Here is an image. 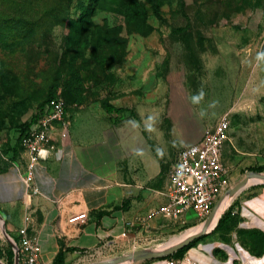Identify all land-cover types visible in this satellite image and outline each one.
I'll list each match as a JSON object with an SVG mask.
<instances>
[{"label": "rangeland", "instance_id": "obj_1", "mask_svg": "<svg viewBox=\"0 0 264 264\" xmlns=\"http://www.w3.org/2000/svg\"><path fill=\"white\" fill-rule=\"evenodd\" d=\"M58 1L0 0V198L8 195L0 199V216L5 223L14 217L39 216L21 201L14 164L22 151L16 143L21 125L36 112L53 83L59 86L56 93L68 114L79 106L96 111L115 100L128 107L112 121L124 131L130 155L136 152L130 158L142 161L129 167L125 176L129 186L123 192L115 188L111 206L123 201L133 222L160 205L156 191L164 186L177 150L184 145L176 135L186 130L171 122V111L179 115L187 110L190 124H196L200 109H206L201 132L229 112L230 142L224 146L227 192L244 179L245 170L264 174V0H137L145 6L151 26L144 34L128 25L127 0H102L101 7L86 15L89 0H64L52 11ZM180 27L185 31L173 32ZM68 38L75 42L68 43ZM71 66L77 75L72 85ZM68 89L75 93L66 101ZM239 93L244 96L242 106L232 111ZM195 130L192 126L193 138ZM60 132L50 146L55 154L68 143V124L64 139ZM149 159L156 160L160 176L145 171ZM123 162L122 158L120 165ZM253 166H262L261 171ZM242 197H234L229 207L238 206ZM194 217L193 212L186 216L187 225L197 222ZM244 219L243 226H254L253 220ZM190 229L183 227L170 236L156 230L137 238L135 245L161 246ZM128 230L124 246L132 249L138 227ZM0 237L5 244L1 228ZM258 245L264 248L261 242ZM217 246L228 250L220 244L213 247ZM232 258L243 264L239 254ZM252 258L261 259L254 254Z\"/></svg>", "mask_w": 264, "mask_h": 264}, {"label": "crops", "instance_id": "obj_2", "mask_svg": "<svg viewBox=\"0 0 264 264\" xmlns=\"http://www.w3.org/2000/svg\"><path fill=\"white\" fill-rule=\"evenodd\" d=\"M248 93H250V90ZM243 97L240 93L236 96L238 99L232 111L241 108ZM107 103L115 108L124 109V112L107 114L102 107L94 111V107L86 106L73 108L71 114H68L65 110L69 140H67L66 145L64 143L62 146H66L67 150L64 149L63 152L59 149L58 154L48 150L47 159L41 162L43 167L39 178L42 185L41 194L29 199L21 195L22 203L32 209V213L39 212V216L14 217L8 224L4 222L7 234L13 239H17L19 228L27 227L29 235L38 238L42 247L41 257L46 264H52L59 252H63L62 264H166L170 259L177 260L173 256L176 252L161 258L139 261L121 260V258L135 252L164 251L171 247L158 250L155 248L160 243L153 244L152 247L149 246L150 248H139L135 245L137 238H142V236L147 238L153 231H160V236H170L183 227L190 229L201 224L196 225L199 220L194 217L197 222L187 225L185 218L190 212H187L178 220L156 217L145 221L146 216L151 211L165 202V193L168 186L167 175L164 186L161 185L160 190L156 191L160 196V205L153 207L145 216L137 217L136 222L131 221L129 211L123 210V201L115 208L111 206L114 198L113 191L116 192L117 190L115 188L119 187L120 192H123L122 188L129 186L125 183V176L136 161L140 162L142 160L139 157H137L139 158L137 160L130 158L136 152L130 155L132 148H129L130 144L129 146L124 144V131L115 125V120L112 121V118L127 112L128 107L116 100L107 101ZM182 113H179V116L176 111H171L169 117L177 127H184L186 130L183 135H176V140H182L184 145L177 150L175 160L180 149L201 141L204 130L214 127L217 123L201 132L199 128L206 115V109H200L196 124H190L187 110H182ZM224 114L229 115V112ZM192 126L197 129L195 130V138L191 134ZM227 142H230V138ZM223 149L222 162L224 164L225 147ZM21 151L19 161L14 164L17 177L25 175L27 170L28 156L23 150ZM122 158L124 162L120 165ZM155 162L154 159L152 162L149 159L148 163L144 161V164L147 163L149 166V169L145 171L153 176H160L159 165L155 167ZM261 167L253 166L252 168L260 169ZM246 172L248 170H245ZM18 182H20V192L23 193L22 183L21 181ZM3 188L8 189L9 187L4 184ZM124 190L126 191V189ZM7 196L4 193L0 199ZM236 196H243L238 206L232 209V213L237 214L239 217L237 224L233 228L225 227L222 231L212 233L216 224L211 231L205 234L204 240L202 239L203 241L201 240L194 247L187 250L182 258L188 256L196 264H228V262L238 264L232 257L239 254L243 264L264 263V254L260 256L261 259L252 258L249 249L242 244L239 233V231L252 230L264 233V184L255 185L254 187L248 185ZM82 213L86 215V219L83 221L68 222L69 218ZM244 218L253 220L254 226H243ZM3 221L5 220L3 219ZM228 222L229 220L226 221V223ZM131 226L138 227V232L132 239V249H129L128 246H124L125 240L128 239L127 236L122 237L121 234L124 231L128 233V228ZM3 238L5 239L4 235ZM5 242V244L0 243V264H8V252L11 245L7 241ZM153 242L156 243V241ZM215 244L226 246L228 250L221 249L219 246L213 247ZM200 245H202L201 249L198 248Z\"/></svg>", "mask_w": 264, "mask_h": 264}, {"label": "built area", "instance_id": "obj_3", "mask_svg": "<svg viewBox=\"0 0 264 264\" xmlns=\"http://www.w3.org/2000/svg\"><path fill=\"white\" fill-rule=\"evenodd\" d=\"M65 103L61 98L51 99L44 109L43 115L21 139V148L28 156L25 175L19 177L26 198L39 195L42 185L39 182L41 162L47 159L48 150L61 130L60 138L66 136ZM230 119L222 115L214 127L204 130L202 139L196 144L179 150L176 160L167 174L168 186L165 202L151 211L145 221L161 217L178 220L187 212L195 213L197 219L204 224L215 206L221 202L226 191L227 171L222 162L223 148L229 140ZM63 146L61 151H63ZM42 173V172H41ZM86 219L84 213L68 219L69 223H77ZM143 220V222H145ZM122 237L127 236L124 231ZM21 264H46L43 261L42 247L37 237L30 236L27 227L17 231V243L11 238ZM189 258L170 259L166 264H190Z\"/></svg>", "mask_w": 264, "mask_h": 264}, {"label": "trees", "instance_id": "obj_4", "mask_svg": "<svg viewBox=\"0 0 264 264\" xmlns=\"http://www.w3.org/2000/svg\"><path fill=\"white\" fill-rule=\"evenodd\" d=\"M91 3L86 7L89 10L84 12V14H90L95 12V10H97V8L101 7L100 6V2L102 0H89ZM151 3V0H148ZM64 0H59L55 5H53L52 7V11L60 6L63 5ZM126 10V21L128 23V25L133 26L134 30L136 33L138 34H144V32L148 31L151 29V26L149 24H147L146 22V16H147V12H146V8L143 5V3L137 1V0H127V6L125 8ZM80 22H76L74 26H77L79 28ZM72 25V28L76 29ZM185 31V27H180V28H176L173 30L174 33H182ZM78 32L80 33V29L78 30ZM101 41V40H98ZM68 43H74L75 40L68 38L67 39ZM78 42V41H77ZM82 51V50H81ZM103 53V52H102ZM261 53H262V57H263V61H264V44L262 45L261 48ZM104 54V53H103ZM95 55V53H94ZM105 55V54H104ZM83 56V55H82ZM100 55H97V57H99ZM93 57V56H92ZM106 57V55H105ZM75 67V66H74ZM73 66H71V73L69 72V77L70 80H72V84L75 83L74 79H77V75L75 72ZM71 85H69V89L71 88ZM58 84L57 83H53L49 86L48 90H47V94L45 99L38 105L36 112L26 121L21 125L20 128V133L17 139V143H16V147L18 148V150H22L21 148V139L29 132L30 128L39 120V118L43 115L44 113V109H45V105L54 98H58L59 96L57 95V89H58ZM66 90V93L64 94V98L66 101H69V99H71L74 96L75 91H71V90ZM77 92V91H76ZM60 98V97H59ZM102 109L107 113V114H120L122 112H124V109L122 108H115L112 105H110L109 103L105 102L102 103ZM66 110V108H65ZM255 171H261L259 168H255ZM231 207V206H230ZM228 208L225 213L223 215H221L220 219H218L219 221H217V225L216 227L213 229V233H217L219 231H222L225 227H231L233 228L237 222L239 221V217L237 214H233L232 213V209ZM229 220L228 223H226V221ZM240 233V237L242 239V244L244 245V247L248 248L251 254H254L255 256H262L264 254V248H257L258 242H261L262 244H264V233L260 232L258 230H252V231H239ZM204 237H200L196 240H194L193 242H191L189 245L185 246L184 248L178 250L173 256L174 258H176L177 260L182 259V257L184 256L185 252H187V250H189L190 248L194 247L198 242H200ZM226 238V237H223ZM14 241L17 243V239H14ZM10 247V245H9ZM13 252L12 249L10 247V250L8 252V264H13ZM63 252H59L52 264H62L63 263Z\"/></svg>", "mask_w": 264, "mask_h": 264}, {"label": "water", "instance_id": "obj_5", "mask_svg": "<svg viewBox=\"0 0 264 264\" xmlns=\"http://www.w3.org/2000/svg\"><path fill=\"white\" fill-rule=\"evenodd\" d=\"M250 177H255V178H259V179H263V181H261V183H257V184H264V174L261 173H253V172H246L245 173V177L244 179L235 187L231 188L230 190H228V192L226 193L228 196H232L235 193H237L238 190H240V188H242L243 186L246 185L248 179ZM241 191V190H240ZM217 208V205L215 206V208L213 209L212 213L209 215V217L205 220L204 225H208L209 220L212 218L215 210ZM0 228L1 231L6 239V241L11 245V247L15 248V245L13 244L10 236L7 234L6 230H5V224L3 219L0 216ZM207 233V231L204 232H200L198 234L192 235L190 237H188L186 240H184L183 242L171 246L170 248L164 250V251H156V252H135L133 254L127 255L125 257H122L121 260H133V261H139V260H146V259H152V258H161L170 254H173L175 252H177L178 250L184 248L185 246L189 245L191 242H193L194 240L200 238L201 236L205 235ZM14 264H19V258H18V254L17 251L14 253ZM95 264H102V263H95Z\"/></svg>", "mask_w": 264, "mask_h": 264}, {"label": "bare ground", "instance_id": "obj_6", "mask_svg": "<svg viewBox=\"0 0 264 264\" xmlns=\"http://www.w3.org/2000/svg\"><path fill=\"white\" fill-rule=\"evenodd\" d=\"M261 181H263V179L250 177L248 179L246 185L243 186L242 188H240V190L244 189L248 185L261 183ZM240 190H238L237 193H235L232 196L224 195L223 199L218 204L212 218L209 220L208 225L200 224L197 227L190 229V230L184 232L183 234H180V235L170 239L168 242H165L164 245L158 246L155 249L162 250V249L168 248L170 246L177 245L192 235H195V234H198V233L204 232V231H207V232L211 231L215 227V225L217 224V221L220 218V216L222 214H224V212L228 209L233 198L240 192Z\"/></svg>", "mask_w": 264, "mask_h": 264}]
</instances>
